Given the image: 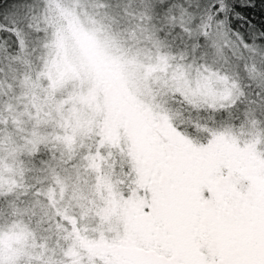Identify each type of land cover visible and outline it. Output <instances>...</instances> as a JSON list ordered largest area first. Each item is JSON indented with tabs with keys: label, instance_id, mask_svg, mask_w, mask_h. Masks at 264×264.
Listing matches in <instances>:
<instances>
[{
	"label": "snow or ice",
	"instance_id": "snow-or-ice-1",
	"mask_svg": "<svg viewBox=\"0 0 264 264\" xmlns=\"http://www.w3.org/2000/svg\"><path fill=\"white\" fill-rule=\"evenodd\" d=\"M0 264H264V0H0Z\"/></svg>",
	"mask_w": 264,
	"mask_h": 264
}]
</instances>
